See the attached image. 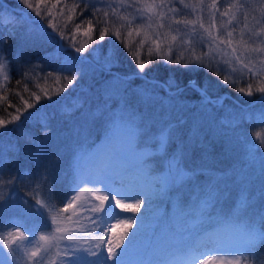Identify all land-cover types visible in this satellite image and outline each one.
Listing matches in <instances>:
<instances>
[{"label": "rangeland", "instance_id": "obj_1", "mask_svg": "<svg viewBox=\"0 0 264 264\" xmlns=\"http://www.w3.org/2000/svg\"><path fill=\"white\" fill-rule=\"evenodd\" d=\"M177 1L178 3L176 4L172 2L169 4L171 8H175L177 11L170 12V15L163 14L162 19L156 14L157 12L161 13L160 10L154 8L153 12L148 11L147 5L151 2H146V15L150 16L152 19L156 17L158 20L157 25H154L156 28V30H154V35L148 34L147 30L144 29L140 32L142 34L139 36L138 42H133L131 38H127V41L124 40V42L126 44L129 42V46H133V48L137 50L143 49L145 55L148 53L155 56L156 62H158L159 66L162 68L168 65L174 66L175 64L170 63V61L177 58L181 60V64L188 63L197 58L201 59L204 67H201V69L198 68V65L197 67H193L207 73H205L204 80L201 84H195H197L196 88L202 89L203 92H205L206 96L209 98V103L206 102L200 94L194 91L195 88L190 84L192 81H188L186 83L187 86L184 88L169 91V88L172 89L175 85L177 86V84L173 83L176 81L173 79L171 73L168 72L163 76V81L154 80V84L158 85V87H160V83L163 84V86H161L162 92L157 93L156 88H154V93L149 92L151 90L145 92L140 91L147 102L146 104L141 102V107L139 109H133V107L121 102L117 108H109L108 105H105V111L108 113L110 110L111 115H106L107 118L103 120L102 127L100 126L103 132L102 136H100L102 138H100L101 141L95 142L94 147L89 149L86 155L81 154L83 151L78 155L77 152L79 151L77 149L71 150L66 148V154L72 157L69 159L71 160L70 168H68L67 171L64 169V171L77 180L82 171L78 167L83 162L85 171L89 173L87 174L86 180L89 182L85 181L76 189L74 187L70 196L63 202L60 196L62 192L60 185L68 187V183L63 181L66 177L62 176L60 178L61 180H59L57 173H52L58 160L56 156L52 155L51 160H42L45 166L41 169L38 168L39 175L28 184V187L34 189L33 192L20 189L19 185L21 179L16 178V174L21 173L23 167L19 168L18 165H15L7 178H0V264H35L37 260L39 264H62L64 260L63 249L66 247H76L80 249L89 246L94 247L96 236L115 243L122 237L120 236V238H118L115 235L121 234L119 226L123 224V220H116L114 217L118 213L122 212L124 214L125 212L119 207H116L111 197L113 195H116L117 199L128 197L129 199L122 200V203H135L133 199L137 198L136 195L138 193H140V196L143 194L145 195L146 189L150 186L146 187L140 182L147 181L145 180L147 177L153 176L151 179L154 180V178L160 176L159 181L161 185L158 192L159 196L154 198V192H151L148 188L147 196L145 195L147 199H145L140 210L135 213L132 212L134 215L132 227H134L133 233H135V235L133 236V233L130 234L131 239L129 241L123 239L120 247L121 249L119 248L116 250L121 253L122 256L118 255L117 259L108 260L106 251H101L96 256H90L85 251H79L70 259L66 258L65 260V264H145L143 262L144 253L146 249L153 246V241L155 240L154 225L159 222L155 223L158 217L156 216L158 208L160 212L163 204L168 206L166 215L171 226L166 227L169 228L176 226L175 223L180 221V215L174 211L176 206L185 205L189 207L200 204V207L205 209L208 206L216 205L209 198L206 199V197H210L211 195L214 197L216 196V194H214L216 191L213 190L212 187L209 190L207 185L209 181L212 182L213 180H220V183L224 181L225 179L222 178L223 174L229 177V173L223 163L226 164V161H230V158L222 157V154L220 156L215 150L212 152L210 149L211 147L213 148V146L209 144V141L213 140L214 146L220 147L216 140L222 143L221 141L223 140L220 136L222 134L225 141H223L221 148L224 150V147H226L225 151L228 152L227 155L233 159V164L238 161L239 157L242 159L249 156L254 144L253 137L256 136V133H251V131L245 129V127L259 124L261 129L264 130V122H261L259 119L264 115V100L261 99L264 94L256 91L258 96L255 102L253 100L250 102L247 101V103L243 105L239 104L237 102L238 100L236 101V98L234 99L229 93H236V95L239 96L242 95L238 89L241 87L247 88V83H251L254 88L264 87V64L260 62L264 59V55L245 51L244 47L237 43V41L241 40L242 34L245 35L246 33H250L243 36V40H245L247 36L248 38H253L245 40L248 42L249 47L264 46V0H232L228 4L217 5L219 11L215 9L212 10L215 12L216 17H219L220 13L224 12L225 9L229 10V14L222 18L232 21V23H229L230 29L221 27L220 20L218 21L215 18L216 27L212 29V31L214 33L218 32V34L223 36H226L228 31H233V46L237 48L235 54L232 53L230 47L210 41L207 34L199 25L198 28L201 30L195 29V33L193 34L189 33L192 29L183 27V24H176L174 19L167 22L166 16L190 20L204 14V16H208V23L205 24L203 20L201 21L206 27L209 26L208 7L205 8L204 13L199 12L197 5L191 6L189 11V6L187 5V7H185L184 1L183 3H181V0ZM243 1H245V3H243ZM140 14L142 15L143 13L140 12ZM161 24L163 27L160 26ZM245 25H247V27H245ZM242 31H244V33H242ZM172 36H176L174 42L171 40ZM205 41L207 42L203 43ZM83 42L88 41L83 40ZM155 42H159L161 45L159 51L155 48ZM97 46L96 42V47ZM169 46H171V51H169ZM99 48L100 47H97L94 50V54H103L104 56L110 55L114 57L113 60L109 61V64H117L119 60H122L120 57L121 53L119 56L116 53L111 54L110 50L107 48H105L106 51L103 53H99ZM67 51H69L70 55L73 57L81 58L82 61H88L87 58L80 56L79 53L71 47H69ZM237 55H240V60L236 59ZM115 57L118 58V60ZM64 59L66 61L69 60L67 57H64ZM223 59L224 62H222ZM135 60L136 59L133 58V61ZM249 60H251V63H249ZM91 62L97 67V64L92 60ZM99 63H103V59H99ZM135 64L137 65L136 62ZM181 64L177 65V67H181ZM209 64H213L218 66L219 69H222L224 75L222 73L221 75L223 78L215 80V77H210L211 75H208L209 70L213 69H209ZM245 64H248V67L253 69V72L256 73L255 76H250L248 68L244 66ZM108 69L109 68H101V71L104 70L106 74L101 76L100 80L102 79L106 82L105 80L110 79V85L104 89L103 93L114 96L115 92H120V80H118V78H107V74H109L107 73ZM210 74L213 75V73ZM244 74L251 77L248 82L243 81ZM59 78V82L57 79L55 81L57 87L54 88V90L64 92L63 86L65 88L70 87L67 83L68 80L62 77ZM85 80L87 79L85 78ZM225 80H227L228 86L223 85ZM219 85H223V88ZM61 89H63V91H61ZM111 89L113 90L112 92H110ZM215 89L221 90V94L214 92L216 91ZM226 91H228V93ZM182 92H186V94L193 92L196 96L194 98L195 100H192L191 97L186 98L184 95H180ZM228 98L233 100L235 105L239 108L244 106V108L247 109L237 110L231 107L232 101L228 100ZM34 102L35 100L33 103ZM234 103L232 104L234 105ZM26 105L28 104L26 103ZM190 105L194 106V108H192L193 110L189 108ZM250 117H252L251 120L248 119ZM71 118L67 117L65 120L58 118L55 124L60 127L61 125H59L58 122L68 123ZM81 125L82 124L76 125L77 127H74L71 133L74 134L75 132L77 134L78 131L81 130V127H79ZM181 132H183V134H181ZM180 134L183 136L182 138L181 136L179 137L181 139L176 143L175 151H171V153H169V159H166L165 152L169 140L170 142L175 140ZM42 137H44V135H42ZM73 138L74 140L76 139L75 136ZM196 139H198L199 144L197 148L201 147L203 151H201V149L192 153L190 151L188 156H184V158L183 156L180 157L179 150L184 144V141L190 142L191 140L196 141ZM72 140L70 142H72ZM55 142L56 141H53V143L49 145L51 153L54 152V149H56L58 145V143ZM21 143L22 145H27L24 147H28L32 142L28 140L22 141ZM70 144L71 143L67 144V147ZM112 145H115V147L123 146V150L119 152L121 157H104V155H108L109 153H102L103 150L108 149ZM227 148L231 150H227ZM43 154L44 153H41L39 147L36 148L33 156L34 162L40 160ZM62 155V152L59 151V156L62 157ZM88 155L90 156L89 159H87ZM185 158H189L188 163L185 162ZM217 158L221 160H217ZM102 159H105L107 165L104 164L105 170L103 169L101 173L104 176L103 179L99 181H103L104 183H98L96 185L91 182L98 181V179L93 178L91 175L92 171L89 172L87 166L95 163L96 160L97 162L101 160V163ZM112 161L115 162V164H113ZM61 162L63 163V159ZM251 162L250 164L253 166L250 170L246 169L245 171L241 169L235 174V180L238 182L234 183L236 192L227 194L226 191L224 193L226 197L227 195L232 197L230 199L227 197L219 200L223 201L224 205L226 201H228L229 204V207L222 208L226 210L223 215L230 214L238 216L241 212L247 210L249 205L252 209L249 208V211L251 213L256 212L255 205H259L258 202L264 199V167L255 164V162ZM7 164L10 165L9 160ZM124 166L127 167L126 171L122 170ZM59 168L63 169L64 163L61 164ZM3 169V166L0 167V174ZM115 170L117 172H115ZM131 170H136L135 174L137 175L139 184L132 180L125 183L123 181L115 183L116 180L121 178L119 173H122L124 178ZM156 173H158L159 176ZM44 174L49 176V179H52L54 184H51V181L47 179L43 180V178L46 177ZM155 175L156 177H154ZM22 178H24L26 185L28 183L26 174H22ZM134 184H138V187ZM87 186H91V188H87ZM143 187H146L144 188V192H142ZM137 188L138 190L134 194L133 190ZM113 189L115 192L120 193H113ZM56 190H58V192H56ZM53 191L58 193V195L51 196ZM206 192L207 196L202 195ZM101 194H108L109 200L105 202L103 211L94 212L92 211L94 206L100 207V202L96 197ZM30 197L33 202L29 200ZM91 199L92 201H90ZM217 199H220V197ZM34 200L38 203L36 204ZM70 203L74 206L68 208L67 212L63 211ZM141 209L144 210L143 213ZM185 212L186 211L179 210V214ZM130 213L131 212H128V215L133 216ZM54 216L57 218L55 223L53 222ZM103 216L105 218L104 223H106L108 227L101 228V232H98L97 223L100 220L99 218ZM58 226L68 231L57 232L56 229ZM17 229L24 234V238L18 239L16 244L12 245V247L17 250L9 253L8 248L4 247V241L9 237L10 233H14ZM90 229L93 230L92 236L88 235V230ZM41 236L46 237V239L41 240ZM61 236L65 237V239L80 241L81 243L72 245L66 244L65 239H56V237ZM86 240L92 241V245L83 243V241ZM32 251L38 252L37 257L31 256ZM126 252L129 253L130 256H126L128 255ZM149 254L150 253L147 255L149 256ZM233 264H235V260H233Z\"/></svg>", "mask_w": 264, "mask_h": 264}, {"label": "trees", "instance_id": "obj_2", "mask_svg": "<svg viewBox=\"0 0 264 264\" xmlns=\"http://www.w3.org/2000/svg\"><path fill=\"white\" fill-rule=\"evenodd\" d=\"M183 1L184 6H189V11L191 6L197 5L199 12L203 13L205 8L208 7V4L211 3V0H204L203 4L199 0ZM231 1L218 0L217 5L228 4ZM146 2H151V0H92V2L91 0H29V3L33 5L32 7H28L20 3V0H0V121H4L6 125L4 128H0V150L2 151L0 153L5 154L9 160L10 169H13L15 165L19 164L18 162L26 166L28 176L33 180L39 175L40 169L39 160L34 162L33 158L36 148L39 147L41 153L44 152L40 160L44 159L47 155V159L49 160L52 159V155L56 156L58 160L52 173H57L59 180H61L60 178L62 176L66 177L63 181L68 183V187L60 185L62 188L60 195L62 202L70 196L74 187L75 189L78 188V186L87 180V173L82 172L76 180L67 174L64 169H58L63 164L61 160L70 157L66 154L64 148H60L59 150L60 143L61 145H65L68 138L72 139V129L68 126L69 122H58L61 125L59 127L55 124L58 118L65 120L69 115L76 113V115H72V118L75 117L83 124L77 142L68 145V147L67 144L64 146L71 150L77 149L79 151L77 154L79 155L83 149H91L94 143L100 140V136L103 134L100 126L102 127L103 120L107 118L106 115H111L110 110L108 113L105 111V105H108L109 108H117L121 102L133 107V109H139L141 102L144 104L147 102L141 92L151 90L149 92L154 93V88H156L157 93L162 92V88L158 87V85L141 79L136 75L142 74L150 81H163V76L170 72L176 81L173 83L177 84L174 88H178L185 86L188 81L201 84L204 80L205 73H207L198 69L204 67L202 63L198 65L197 69L193 66L185 68V66L190 65V62L181 64V67L168 65L162 68L156 62L155 56L148 53L145 55L143 49L137 50L133 46H129V42L128 44L124 42V40L127 41V38H131L133 42H138L139 36L142 34L140 32L144 29L147 30L148 34L154 35V30H156L154 25H157L158 20L156 17L152 19L146 15ZM156 2L159 4V0H156ZM170 2L174 4L178 3L177 0H167L164 6L156 9L160 10L164 15H170ZM54 4L56 5L55 7H53ZM11 8L19 10L22 14L24 13L36 21H40L44 31L38 27L36 22L28 24L24 17H22L23 15L21 16L14 12ZM37 12H39V15H37ZM140 12L143 14L141 15ZM69 16H71V19H69ZM200 16L201 20L207 24L208 16H204V14ZM222 17L226 16H215L218 21L220 20L221 27L230 29L228 20ZM173 19L171 16H166L167 22ZM89 21L92 23L93 31L89 36H86L84 33L88 29ZM27 27H29L31 35L27 32ZM183 27L192 29V32L190 31L189 33L193 34L195 33V29L201 30L198 28V24L195 27L185 25ZM104 29H107L109 34L106 35L105 40L99 41V34ZM136 29H139V35H137ZM129 31H132L131 36L127 35ZM117 32L120 33V39L116 38ZM49 33L55 35L52 36ZM248 34L250 33H246L245 35ZM245 35L242 34V38ZM57 39L62 42V46L64 47H71L72 49L76 47L85 48V52L79 55L87 58L88 61H82L81 58L78 59L70 55L69 51L66 49L63 50L58 45ZM249 39L253 38H248V36L245 38V40ZM83 40H87L88 42H83ZM96 42L97 47H100L99 53H103L106 51L105 48H107L111 54L116 53L119 56L121 53L120 57L122 60H119L117 64H109V61L114 59L113 56L94 54V50L97 48ZM64 57H67L69 60L66 61ZM133 58L136 60L133 61ZM99 59H103V63H99ZM116 59L118 60V58ZM91 60L97 64V67L92 64ZM137 60L144 62L148 66L144 73L138 71L137 65L135 64ZM222 62H224V59ZM99 67L102 69L109 68L110 70L108 69V71L112 70L118 75L129 77L123 80L114 75L116 78L113 79L118 78L120 80V92L114 93L116 97L106 92V94L103 93L104 89L109 87L110 79L105 80L106 82L102 79L100 80V77L106 73L104 70L102 72ZM209 69H213L209 70L208 75H211L210 77H215V80L223 78L221 73L223 75L224 73L218 66L209 64ZM76 71H79L80 75L73 86L69 85L70 87L66 88L63 86L64 92L54 90L57 87L55 83L57 76L68 80V78H72V73ZM210 73H213V75ZM107 76V78H112L113 75L107 74ZM250 76L252 75L250 74ZM250 76L244 74L243 81L248 82L251 78ZM85 78L89 81L85 80ZM223 85L228 86V83H224ZM223 85L219 86L223 88ZM255 88L253 86L254 94L251 97H245L246 95L244 94L240 96L236 95V93L229 94L241 104H246L247 101L250 102L252 100L255 102L258 96ZM215 90L214 92L221 94V90ZM112 91L111 89L110 92ZM228 91L226 92L228 93ZM180 95H184L186 98L191 97L192 100H195L194 98L196 97L193 92H189V94L182 92ZM34 100L35 102L33 103ZM76 101L80 103V107L78 109H71L73 108V103ZM232 103L231 107L237 110L242 109ZM189 108L192 109L194 106L190 105ZM16 115L21 117L19 121L12 119ZM88 122L91 123L90 126ZM245 129L250 130L251 133H256V136L253 137L255 146L252 147L249 156L242 159L239 157L238 161L234 162V164L232 163L233 159L225 151L226 147H224V150L221 148L223 141H225L222 134L220 135L223 140L221 141L222 143L216 140L220 147L214 146L213 140L209 141V144L213 146L210 149L212 152L215 150L220 156L222 154V157L230 158V161H226V164L223 163L229 173V177L223 174L222 178L225 179L224 181L220 183V180H213L212 182L209 181L207 185L209 190L212 187L216 191L214 193L216 196L211 195L210 197H206V199L209 198L216 205L211 206V209L205 208L204 210L200 207V204L193 205L195 206V210L188 207L186 215L179 216L180 223L176 225L175 230L179 234L177 235L168 231L162 234L157 243V250L152 253V256L147 260V264H201V261L202 264H233V260H235V264H264V199H261L258 202L259 205H256V213L245 211L244 216L239 218H234L230 214L223 215L226 210L222 208L229 207L228 201H226L225 205L223 201H216L218 197L220 199L217 200L227 197L230 199L232 197L230 195L226 197L224 193L227 191L228 194L235 191L234 183H238L235 180V174L241 169L245 171L246 169L250 170L253 166L250 164L251 161V163L255 162V164L264 167V130L261 129L259 124H253V126L245 127ZM181 134L175 140L171 142L169 140L168 146L166 144V159H169V153L171 151H175L176 143L183 136ZM180 136L181 138H179ZM28 140L32 143H30V146L24 147L27 145H22L21 142ZM53 141H56L55 143H58V145L56 149L53 148L54 152L51 153L49 145ZM181 142L183 143L182 140ZM198 145V139L196 141L191 140L190 142L184 141V144L179 150L180 157L183 156L184 158V156H188L190 151L191 153L199 149L203 151V148H197ZM114 149L112 146L110 147V151H106V153L110 152L111 157H114L111 154L116 151ZM227 150L231 149L227 148ZM59 151L62 152V157L59 156ZM188 161L189 158L185 160L186 163ZM156 174L159 176L158 173ZM133 176H135L134 171L133 173L129 172L121 181H130ZM151 178L153 176L147 177L145 179L147 181L140 183L146 187L150 185L148 188L151 192H154L155 198L159 196L158 192L161 185L159 181L160 176L154 178V180ZM135 182L139 184L138 181ZM138 184L134 185L138 187ZM54 186L57 187L56 185ZM88 187L91 188V186ZM146 187H143L142 192H144V188ZM148 188L145 191L146 196ZM137 190L138 188L134 189L133 193L135 194ZM56 192L53 191L51 196L58 195ZM139 194L136 197H139ZM202 195L207 196V192ZM35 203L37 204L38 202L35 201ZM167 207L163 204L160 212L159 208L157 209L156 216L158 217L155 223L159 222L154 225V230H158L163 223L162 220L164 221L165 219L166 221L168 218L166 215ZM143 209H141L142 213L144 211ZM124 212V214L122 212L116 214V220L132 218V221H134L132 212L130 214L133 216L128 215L129 211ZM104 220L105 218L103 216V223L100 220L98 221V232H101V228H106L104 226L106 224ZM233 225L250 227L251 230L245 232L256 234L257 239L255 244L250 245L247 241L246 234H244L245 240L241 246L235 245L234 239L227 236V233H230L234 229ZM119 227L121 234L115 236L118 238L122 236L125 241H129L134 227L126 228L124 224H121ZM126 254H128L126 256H130L129 253L126 252ZM193 257H195L194 260Z\"/></svg>", "mask_w": 264, "mask_h": 264}, {"label": "snow or ice", "instance_id": "obj_3", "mask_svg": "<svg viewBox=\"0 0 264 264\" xmlns=\"http://www.w3.org/2000/svg\"><path fill=\"white\" fill-rule=\"evenodd\" d=\"M167 2V0H159V4H157L156 0H151V3H149L147 5L148 7V11L149 12H153L154 8H160L162 6L165 5V3ZM199 2L201 4L204 3V0H199ZM217 2L218 0H211V3L208 4V9H209V26L206 27L205 24L201 21V17L197 16L195 20H189V19H180V18H174V22L176 24H183L185 26H193L195 27L197 24L199 25V27L201 29L204 30V32L207 34V37L210 41H212L213 43H218V44H222L225 45L227 47H230L232 50V53L235 54L237 52V48L233 46V31H228L226 36L220 35L217 33H214L212 31V29H214L216 27V23H215V12L212 11L213 9H215L216 11H219V9L217 8ZM20 3L27 5L28 7H32V5L29 3V0H20ZM181 3H183V0H181ZM56 5L54 4L53 7H55ZM185 7H187V5H185ZM235 7V6H233ZM169 11L171 12H175L177 11L175 8H169ZM157 15L160 16V18H163V14L157 12ZM229 14V10L225 9L224 12H221L220 15L221 16H226ZM37 15H39V12H37ZM69 19H71V16H69ZM228 23H231V20L228 21ZM161 27H163V25H160ZM223 26V25H222ZM245 27H247V25H245ZM93 31V26L91 21L88 22V29L87 31L84 33V35L89 36V34ZM136 33L137 35H139V29H136ZM108 30L104 29L103 31L100 32L99 34V41H103L106 38V35H108ZM128 36L132 35V31H129L127 33ZM116 38L120 39V33L117 32L116 33ZM171 40L174 42L176 40V36H172ZM238 44L242 45L245 49V51H248L250 53H257V54H261L264 55V46H255V47H249L248 42L243 40V38L241 37V40L237 41ZM155 48L157 51L160 50L161 45L159 42H155ZM75 51L79 54H83L85 52V48L83 47H76ZM169 51H171V46H169ZM237 60H240L241 57L240 55L236 56ZM262 64H264V59H262L260 61ZM170 63L175 64V65H180L181 64V60L179 58L177 59H173L170 61ZM202 60L197 58L196 60L190 61V65L185 66V68L191 67V66H196L201 64ZM249 63H251V60H249ZM246 68H248V72L252 75L255 76L256 73L253 72V69L251 67H248V64L244 65ZM137 68L138 71L140 73H144L145 70L148 68V66L142 62L137 60ZM49 75H51V73H49ZM79 71L73 72L72 73V78L68 79L67 83L68 85H74L78 78H79ZM57 81L59 82V77H56ZM225 83H227V80H225ZM191 86L193 88H196V84L195 82H190ZM61 91H63V89H61ZM238 91L246 96H253L254 94V90H253V85L251 83H249L247 85V88L241 87L238 89ZM255 91L264 94V87H259L256 88ZM200 95L204 98V100L206 102L209 103V98L206 96V94L200 90ZM37 99H39V97H37ZM262 100H264V95H262L261 97ZM212 102V101H211ZM30 107V105H29ZM80 107V103L79 102H75L73 103V108L71 109H78ZM70 113V112H69ZM13 120L19 121L21 119V117L19 115L13 116L12 117ZM249 120L252 119V117L248 118ZM261 122H264V115H262L260 118ZM5 122L4 121H0V128H4ZM47 135V133H45ZM259 136V134H257ZM253 146H255V144H253ZM5 163V158L3 157V155H0V167L3 166V164ZM89 182V181H86ZM91 183H104L103 181H95V182H91ZM87 191V189H86ZM113 193H120V192H115V190H112ZM112 200H114L116 207H119L121 210L123 211H129V212H138L142 206V204L144 203L145 199H147L146 196L141 195L133 200H135V203H122V200L125 199H129L128 197L125 198H121V199H117L116 195H113ZM97 200H99L100 202V207H93L92 211L94 212H100L104 210V205L105 202L109 200V195H98L96 197ZM73 204H69L67 207H65L63 209V211L67 212L68 208L73 207ZM56 217H53V222L55 223L56 221ZM101 223H103V217L99 218ZM132 218H124L123 220V224L124 227L126 228H131L132 227ZM105 227H108V225H104ZM57 232H67V229H62L59 226L56 229ZM70 235V234H69ZM88 235L92 236L93 235V230H88ZM135 235V233H133V236ZM24 238V234L22 232L19 231V229H17L14 233H10L9 237L4 241V247L8 248L9 253L11 252H15V250H17L16 248H13L12 245L16 244L18 239H22ZM246 238L247 241L250 245H254L257 239V236L255 233H246ZM41 240H45L46 237L41 236L40 237ZM56 239H65V237H56ZM66 244L72 245V244H79L81 243L80 241H76V240H71V239H65ZM123 242V237H121L119 240H117L115 243H113L112 241L108 240V239H101L99 236L95 237V243H94V247L93 246H89L87 248L84 249H80V248H76V247H66L65 249H63L64 252V260L62 262V264H65V260L70 259L75 253L79 252V251H85L88 255L90 256H96L98 253H100L101 251H106L107 252V259L108 260H113V259H117L118 255L120 256L121 253H119L118 251H116L117 249H119L121 247V244ZM83 243L88 244V245H92V241L86 240L83 241ZM106 246V247H105ZM38 252L37 251H32L31 252V256L32 257H37ZM195 259V257H193V260ZM35 264H39V261L37 260L35 262Z\"/></svg>", "mask_w": 264, "mask_h": 264}, {"label": "bare ground", "instance_id": "obj_4", "mask_svg": "<svg viewBox=\"0 0 264 264\" xmlns=\"http://www.w3.org/2000/svg\"><path fill=\"white\" fill-rule=\"evenodd\" d=\"M91 2H92V0H91ZM85 4H86V2H85ZM99 4V3H98ZM125 53H127V52H125ZM103 72V71H102ZM197 85V84H196ZM189 88V87H188ZM197 93V92H196ZM237 100V99H236ZM249 102V101H248ZM241 104V103H240ZM244 105V104H243ZM244 108V107H243Z\"/></svg>", "mask_w": 264, "mask_h": 264}, {"label": "clouds", "instance_id": "obj_5", "mask_svg": "<svg viewBox=\"0 0 264 264\" xmlns=\"http://www.w3.org/2000/svg\"><path fill=\"white\" fill-rule=\"evenodd\" d=\"M201 264H202V261H201Z\"/></svg>", "mask_w": 264, "mask_h": 264}]
</instances>
